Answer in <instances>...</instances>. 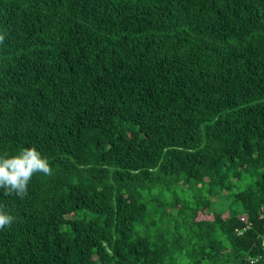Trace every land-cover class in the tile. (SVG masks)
<instances>
[{"label":"trees","instance_id":"1","mask_svg":"<svg viewBox=\"0 0 264 264\" xmlns=\"http://www.w3.org/2000/svg\"><path fill=\"white\" fill-rule=\"evenodd\" d=\"M0 264H264V0H0Z\"/></svg>","mask_w":264,"mask_h":264},{"label":"clouds","instance_id":"2","mask_svg":"<svg viewBox=\"0 0 264 264\" xmlns=\"http://www.w3.org/2000/svg\"><path fill=\"white\" fill-rule=\"evenodd\" d=\"M4 36L0 35V43ZM43 174L51 176L53 169L48 157L33 145L21 148L15 154L0 153V189L5 196H16L23 199L28 194V185L33 176ZM15 217L0 204V230L10 227Z\"/></svg>","mask_w":264,"mask_h":264}]
</instances>
